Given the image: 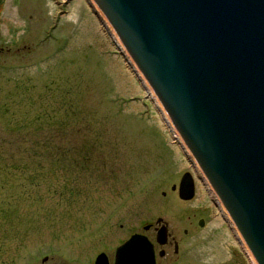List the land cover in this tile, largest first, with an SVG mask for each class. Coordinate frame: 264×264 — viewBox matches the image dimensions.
Instances as JSON below:
<instances>
[{
    "label": "rangeland",
    "instance_id": "374dc122",
    "mask_svg": "<svg viewBox=\"0 0 264 264\" xmlns=\"http://www.w3.org/2000/svg\"><path fill=\"white\" fill-rule=\"evenodd\" d=\"M97 14L0 0V264H112L134 233L164 249L158 264H251ZM161 224L175 253L143 229Z\"/></svg>",
    "mask_w": 264,
    "mask_h": 264
},
{
    "label": "water",
    "instance_id": "95a60500",
    "mask_svg": "<svg viewBox=\"0 0 264 264\" xmlns=\"http://www.w3.org/2000/svg\"><path fill=\"white\" fill-rule=\"evenodd\" d=\"M91 2L250 263L264 264V0ZM193 192L185 171L177 195ZM166 231L156 228V243ZM93 264H107L105 254ZM113 264H154L152 243L131 234L115 248Z\"/></svg>",
    "mask_w": 264,
    "mask_h": 264
},
{
    "label": "flooded vegetation",
    "instance_id": "af4514ba",
    "mask_svg": "<svg viewBox=\"0 0 264 264\" xmlns=\"http://www.w3.org/2000/svg\"><path fill=\"white\" fill-rule=\"evenodd\" d=\"M193 170V169H192ZM193 172H194V170H193ZM181 176V175H180ZM158 227V225L157 226H151V225H149L148 226V228L146 229V230H148V229H150V228H152V230L154 231V239H155V233H156V228ZM130 236V235H129ZM128 236V237H129ZM128 237H126V238H123L115 247H114V252H113V260H112V264H113V261H114V254H115V248L120 244V243H122L124 240H126ZM147 237V236H146ZM151 242V241H150ZM152 243V242H151ZM156 245H157V243H156ZM170 245H172V250H173V252L175 253L176 251H177V242H176V240L170 235V232H167L166 231V236H165V240H164V244H162L161 245V247H169ZM152 248H153V254H154V264H158L157 263V260H156V256H159V257H162L163 255H164V249H162V248H156V246L154 245V244H152ZM104 253V252H103ZM98 254V253H97ZM96 254V255H97ZM105 254V253H104ZM95 255V256H96ZM105 256H106V258H107V264H109V259H108V256L105 254ZM95 258V257H94ZM46 258H43L42 259V261H44ZM93 261H94V259H93ZM92 264H93V262H92Z\"/></svg>",
    "mask_w": 264,
    "mask_h": 264
},
{
    "label": "bare ground",
    "instance_id": "6f19581e",
    "mask_svg": "<svg viewBox=\"0 0 264 264\" xmlns=\"http://www.w3.org/2000/svg\"><path fill=\"white\" fill-rule=\"evenodd\" d=\"M87 2H88V4H89L92 8L96 9V7H95L94 4L91 2V0H87ZM96 10H97V9H96ZM97 12H98V11H97ZM97 15L99 16V18H100V20H101V22H102V25L105 27V29L107 30L108 34L110 35V38H111L112 40H114V41L117 43V41H116V40L112 37V35L110 34L108 28L106 27L104 21L102 20V18H101V16H100V14L98 13ZM117 46H118V48L120 49V51H121V53H122V49H121V47L119 46L118 43H117ZM124 56L126 57V59H128L130 66H131L132 69L134 70V68H133V66H132V64H131V62H130L128 56H127V55H124ZM135 73H136V72H135ZM136 74H137V73H136ZM146 90H147V89H146ZM149 94H150V93H149ZM164 120H165V119H164ZM165 122H166V121H165ZM165 122H164V123H165ZM166 125L168 126L167 123H166ZM168 127H169V126H168ZM169 130H170V132L172 133L173 137H175V135H174L173 132L171 131L170 127H169ZM174 142H175V143H179L178 140L176 139V137H175V141H174ZM179 145H180V143H179ZM180 146H181V145H180ZM181 147H182V146H181ZM191 165H193V164L191 163ZM194 168H195V167H194ZM195 170H196V169H195ZM196 171H197V170H196ZM200 176H201V175H200ZM201 179H202V181L204 182V184L206 185V183H205L204 179L202 178V176H201ZM206 186H207V185H206ZM207 189H209L208 186H207ZM208 193L211 195V197H213V195L211 194L210 191H208ZM213 199H214V197H213ZM214 201H215V203L218 204V208H219L218 214L221 216V218L226 219L228 225H229V226L231 227V229L233 230L231 222L225 217V215H224V213H223V211H222V209H221L219 203H218L215 199H214ZM217 204H216V205H217ZM218 218H219V217H218Z\"/></svg>",
    "mask_w": 264,
    "mask_h": 264
}]
</instances>
